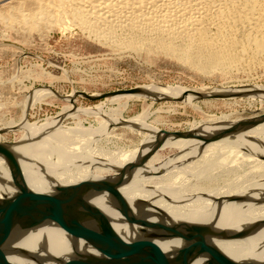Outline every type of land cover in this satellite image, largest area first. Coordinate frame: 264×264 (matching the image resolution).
<instances>
[{
	"label": "bare ground",
	"instance_id": "6f19581e",
	"mask_svg": "<svg viewBox=\"0 0 264 264\" xmlns=\"http://www.w3.org/2000/svg\"><path fill=\"white\" fill-rule=\"evenodd\" d=\"M38 1L40 3L37 12H34L31 18L26 17L27 14L23 17L27 18V21L33 19L37 23L39 20L42 21L41 23L47 22L56 16L57 11L53 9L58 6L57 9H60L58 15L62 16L68 8L73 11V16L77 17L72 16L74 21L79 19L81 25L79 23L78 25L88 27L87 29L92 25L90 23H93V19L99 22L98 24L105 22V24L110 23L111 26L114 25L113 21L122 20V23H125L121 26L122 29L127 26L126 28L132 32L135 30L140 32L141 30H138L146 26L148 32L151 29L159 33V40L162 43L167 38L166 46L170 49H175L177 42H189L182 50H178L181 53L179 59L207 72L224 69L223 64L231 58L230 47L232 46L226 39L228 36L225 35V38L223 34L222 25L238 26L235 25L238 21L246 24L248 13L258 11L257 3L259 4L258 0H247L250 6L244 11L233 3L220 6L221 2H219L218 6L214 0H58L57 4L53 1L48 4L44 0ZM61 19L62 17L59 21ZM7 20L11 21V19ZM15 20L14 22H18ZM56 21L59 24H53L62 25L60 22H64V18L60 22L58 19ZM258 21L257 28H263L264 15L258 18ZM105 24H100V26H105ZM34 27L39 26L34 25ZM115 27H118V30L121 29L120 26ZM225 28L223 27L224 30ZM116 29L112 28V32L115 30L116 33ZM104 31L101 33L104 34ZM212 32L215 36H220L217 43L212 42ZM115 33L112 35L113 40L117 34ZM258 35L249 38L255 52H260L264 46V37H258ZM233 48H231L232 51ZM239 89L245 93L254 92L252 97H263L264 99L262 92L264 90H251L245 87ZM145 90L149 91L152 97L125 94L108 99L119 101L145 98L156 101L167 99L164 97L173 99L183 97L184 102L191 101V105L201 109L192 102V100L197 101L195 96L190 94L183 96L188 92L187 90L170 91V88L164 87H152ZM227 91L233 90L224 87L221 90L217 89L203 94ZM50 93L48 95L36 92L26 105L31 107L36 103H43L47 98H52L54 93L52 91ZM70 97L73 95L68 96V99ZM260 100L264 102L262 98ZM72 109L71 106L66 113L71 115L79 113V111L71 113ZM64 114L38 124L29 123L27 111L24 110L20 122L0 126V131L17 129L16 132L20 134V143L13 148V151L20 160L26 184L37 193L55 194L60 187L75 185L87 180L117 178L123 167L138 157L139 148L129 153L110 151L97 146L99 139L95 137L109 133L108 129L120 125V121L125 122L123 124L127 125L122 126L129 130L139 127L141 130L152 131V135L144 133L143 136V142L147 141L149 146L155 143L156 134L160 131L148 125L142 127V125L134 124L145 123V117H147L145 114L136 120L126 121L122 120L121 111H115L110 116L106 115V122L100 129L64 127L59 122L66 116ZM240 120L243 119L230 121L227 117L212 118L208 123L205 122V125L194 126L190 131L202 136H213L229 129ZM164 149L177 150V153L169 159L165 158L166 161H160L156 153L148 162L145 170H137L131 182L120 188L121 193L132 207V213L138 217H147L152 221L161 219L166 224L172 225L182 222L209 225L217 233L212 243L224 255L238 262L264 264V124L244 129L233 136L225 137L206 146L198 140H169L162 148ZM8 181H10L8 165L6 160L0 156V200L11 198L17 193ZM91 204L106 214L114 230L125 240L143 236L140 228L129 225L125 221L108 195L95 197L91 200ZM148 232L160 233L150 230ZM242 232L245 233L243 238H235ZM155 242L161 250L170 254H176L181 247L178 239L155 240ZM4 251H7L9 260L14 264L44 262L61 264L54 260L47 261V257L58 258L65 262L76 258L79 254L95 255L93 251L84 247L82 241L74 240L64 229L54 224H46L29 231L17 242L10 243ZM23 251H26L28 255L37 256L40 262L24 255ZM197 262L207 264L202 257Z\"/></svg>",
	"mask_w": 264,
	"mask_h": 264
},
{
	"label": "rangeland",
	"instance_id": "374dc122",
	"mask_svg": "<svg viewBox=\"0 0 264 264\" xmlns=\"http://www.w3.org/2000/svg\"><path fill=\"white\" fill-rule=\"evenodd\" d=\"M50 1L56 4L58 2V0H44L46 4ZM258 1V11L248 13L246 24L238 21L235 23L238 26L222 25L223 34L229 37L225 36L232 46L230 47L231 58L228 60L229 63L223 64L224 69L207 72L179 59L181 55L179 51L189 42L185 41V44L183 41L177 42L175 49H170L166 46L168 39L165 36L166 42L162 43L159 40V33L151 29L148 32L146 26H142L143 31L139 29L140 32L136 30L132 32L126 28L127 26L123 27L124 30L122 29L121 26L125 24L122 20L113 21V26L110 23H100L105 24L104 28L93 19L97 23L94 21L90 23L93 25L89 26L90 31L88 27L79 26L81 25L79 19L74 21L72 10L66 8L67 12L63 14L64 16L58 15L60 10L57 9L58 6L53 9L57 11L54 19L44 21V24L41 20L37 23L31 19L33 20L31 22L23 17L27 14L26 17L31 18L30 16L37 12L40 3L38 0H0V126L20 122L24 110L28 111L29 123L43 124L65 113L66 116L59 121L62 126L93 129L102 128L106 122L105 117L115 111H121V118L126 121L136 120L145 114L147 116L145 123L134 124L142 125V127L148 125L160 131L170 132H188L194 126L205 125V122L208 123L212 118L227 117L230 121H237L261 116L264 114V102L260 99H264L252 97V93H248L250 94L248 97L236 99L192 100L194 104L200 106V110L191 105V101L188 103L169 100L153 101L145 98L119 101L101 98L90 101L77 94L102 96L138 87L148 88V90L152 87H164L170 88V91L187 90L202 93L221 90L224 87L264 90V46L260 52H255L249 41V38L257 37L258 34V37H264V27L257 28L258 18L264 15V0ZM214 2L217 5L221 2L220 6L227 3L237 4L243 10L250 6L247 0H214ZM59 16L64 18V22H60L62 19L59 21L60 18H57ZM55 19H58L63 26L58 25ZM50 22L58 24L51 26ZM34 25L39 27L35 28ZM114 26H120L119 28L122 29L121 31L115 27L118 35L115 30L112 32V28L115 29ZM94 27L98 31L95 29L93 31ZM223 27H226L225 30ZM102 31L104 34L101 33ZM113 33L117 37L114 36V40ZM214 36L215 33L212 32V42L217 43L220 36L217 35L216 38ZM49 90L54 93L52 98H47L43 103H36L31 107L27 106L34 93L50 95ZM71 95L73 97L68 99ZM70 105L73 107L71 113L75 111L79 113L73 115L66 113L71 109ZM123 123L125 122L120 121V125L108 129L109 133L95 137L99 139L97 146L126 153L140 148L144 133L147 131H142L139 127L129 130L122 126L127 125ZM0 143H20V134L17 132L2 134ZM176 153L177 150L164 149L159 151L157 156L159 160L161 159L160 161H166Z\"/></svg>",
	"mask_w": 264,
	"mask_h": 264
},
{
	"label": "water",
	"instance_id": "95a60500",
	"mask_svg": "<svg viewBox=\"0 0 264 264\" xmlns=\"http://www.w3.org/2000/svg\"><path fill=\"white\" fill-rule=\"evenodd\" d=\"M232 90L213 94L188 91L183 96L190 94L197 100H225L248 97L250 96L248 93L254 94V92L239 91L240 89ZM77 94L90 101L125 94L151 96L149 91L139 87L119 90L102 96ZM159 100L184 101L183 97ZM260 124H264V114L240 120L229 129L213 136L198 135L194 131L161 130L156 134L155 143L152 146H149L147 141L141 144L138 157L125 165L117 178L87 180L75 185L60 187L55 194L37 193L31 190L25 182L20 160L13 151L19 143H0V156L6 160L10 172L8 183L17 191L13 197L0 200V264H14L9 260L7 251H4L5 247L20 240L29 231L46 224H54L64 229L74 240L82 241L86 249L95 253L93 256L79 254L76 258L65 262L58 258L47 257V261L54 260L61 264H199L197 261L201 257L207 261V264H250L235 261L218 250L212 243L217 233L209 225L186 222L172 225L166 224L161 219L152 221L147 217L134 215L132 207L121 193L120 188L131 182L137 170H145L150 159L161 151L169 140H198L206 146ZM16 130H3L0 131V135L16 132ZM142 131H147L150 135L153 133L150 130ZM104 194L112 199L114 207L129 225L140 228V232L143 233L142 237L125 240L114 230L106 214L91 204L92 199ZM148 230L160 233H150ZM244 235L245 233L242 232L235 238H243ZM173 239L181 242V247L176 254L164 252L155 242V240ZM22 253L28 255L26 251ZM28 256L40 262L37 256ZM40 264H46V262Z\"/></svg>",
	"mask_w": 264,
	"mask_h": 264
}]
</instances>
